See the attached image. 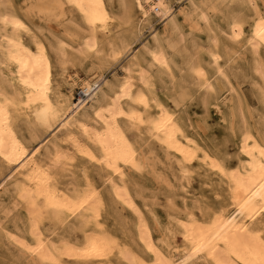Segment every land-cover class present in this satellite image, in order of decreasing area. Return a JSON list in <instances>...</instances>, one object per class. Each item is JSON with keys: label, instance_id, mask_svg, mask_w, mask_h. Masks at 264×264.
I'll return each mask as SVG.
<instances>
[{"label": "bare ground", "instance_id": "1", "mask_svg": "<svg viewBox=\"0 0 264 264\" xmlns=\"http://www.w3.org/2000/svg\"><path fill=\"white\" fill-rule=\"evenodd\" d=\"M226 1L235 0L192 3L184 19L192 29H200L201 24L209 27L205 9L220 11ZM169 2L38 0L35 6L39 14L57 10L62 15L69 9L70 22L77 29L76 43L59 41L53 47L54 56L17 14L0 15V53L15 65L16 78L22 87V92L14 97L0 92V160L9 171L2 178L0 196L12 193L20 199L42 198L47 206L66 210L75 220L86 218L84 212L89 214V225L83 240L77 244L64 242L63 247L58 248L49 238L43 241L40 232L34 233L33 244L17 240L39 261L65 264L68 258L82 257L95 259L97 264H113L115 257L121 264H264V37L259 34L264 13L257 0H244L254 19L250 33L244 31V23L238 15H232L228 23L229 42H242L241 48L246 47L251 55L248 66L259 78L256 95L263 115L257 131L251 126L243 103L233 102L231 111L220 103L223 98L220 86L225 87L226 93L236 90L223 67L230 62L233 52L211 34L207 55L214 74L209 75L196 59L190 63L191 81L196 90L204 94L200 101L207 108L208 116L216 109L219 121L228 127L237 149L234 163L216 144L208 141L207 130L203 134L195 131L192 119L183 109L184 99L175 101L159 96L158 83L163 85V79H153L150 71L134 57L119 66L130 45L124 38L109 39L117 20L129 26L130 39H140L155 14L160 19L169 17L168 32L180 34L171 17ZM208 30L212 33L211 28ZM99 35L103 36V42L99 41ZM179 39L182 42V38ZM154 43V49H147V53L154 65L160 66L174 80L172 68L161 53L156 37ZM176 47L168 48L175 51ZM227 57L230 58L224 63ZM92 58L100 67H116L111 80L104 81L102 73H97L95 78L82 77L72 69L75 61ZM56 67L61 69L64 82L67 80L80 87L81 94L87 98L82 101L87 105H74L71 97L62 93L61 85L53 78ZM16 115L22 116L30 127L52 133L54 142L51 147L45 146L42 161L28 155L15 129ZM148 143L157 145L166 158L177 165L181 174L178 187L185 196L191 194V185L199 176L201 188L212 187L213 195L220 202L217 208L210 206L203 195L192 203L184 201L182 215L171 217L175 229H167L175 246L168 243L169 238H154L147 219L133 201L126 179V170L146 169L151 158L143 146ZM79 157L97 164L104 172L106 195L93 183L87 168L79 165ZM77 173L82 179L78 190L73 182ZM59 174L70 178L67 184L73 187L72 191L59 187ZM196 191L199 190L196 188ZM119 204L134 215L133 239H120L116 231L109 232L102 221V213L112 208L115 214ZM136 241L151 255H144ZM160 248H166L167 252Z\"/></svg>", "mask_w": 264, "mask_h": 264}, {"label": "rangeland", "instance_id": "2", "mask_svg": "<svg viewBox=\"0 0 264 264\" xmlns=\"http://www.w3.org/2000/svg\"><path fill=\"white\" fill-rule=\"evenodd\" d=\"M37 1L38 0H0V15L5 12L17 14L33 30L35 36L46 44L49 52L54 56L53 47L55 48L59 41L62 40L68 44L76 43L75 39L78 38L77 29L74 28V24L70 22L72 16L69 14V9L66 11V14L63 13L62 15H60V12L57 10L39 14L35 6ZM198 1L199 0H170L168 3L171 17L177 24L180 34L177 32H168L169 17L160 19L159 15L155 14L154 17H150V19L152 18L150 20L151 28L146 27L144 29V35L140 39L128 38V36L131 37L128 31L129 26L122 25L120 19L117 20L115 26L111 30L109 39L111 41H118L117 38H124L130 45L129 52L125 55V58L120 61L119 66L124 65L134 57L143 64L145 69L150 71L153 79L158 81L163 79V85H161V82L158 83V90H160L159 96L161 98L168 96L170 100L175 101L184 99L185 106L183 109L192 119L195 131L203 134L207 130L208 141L214 145L216 144L217 146H215L226 154L230 162L235 163L237 160V149L234 141L230 138L228 127L226 124L219 121L220 114L216 109L212 110L213 115L211 117L208 116L207 108H205L200 101L204 94L203 92L197 91L195 85L191 81L190 63L192 60L196 59L201 63L202 67L205 68L209 75L214 74V69L210 66L207 55L211 34L212 37H217L231 52H233L229 63L226 64L225 62H227L230 57L224 59L225 64H223V67L230 74L236 86V90L226 93L225 87L220 83L222 85L220 86V93L223 95L220 103L224 109L228 108L230 111L233 102L236 104L243 103L249 117V122L254 130L257 131L260 126L261 115H263L262 106L256 95V87L259 84V78L253 73L251 68H249L250 66H248L250 65L251 55L246 47L245 49L241 48L242 42L239 44L229 42L230 40L228 37V23L232 15H238L242 19L244 23L243 29L247 33H250L254 19L250 7L244 0H235L233 3L226 1V6L221 8L220 11H208L205 9L209 27L201 24L200 29H192L190 24L185 21L184 14L191 9L192 3L197 4ZM257 1L260 9L264 13V0ZM119 15L120 14L117 16L118 18ZM208 28L212 29V33L209 32ZM1 33L2 31L0 29V34ZM155 37L158 39L157 45H160V50H162L161 53L164 55L167 64L172 68L175 76L174 80L169 78L160 66L154 65L152 58L146 51L147 49H154L156 45L154 43ZM179 37L182 38V42H180L181 40ZM98 38L100 42H103L102 35H99ZM174 45H177L175 51L168 48ZM234 52L238 53L235 54ZM262 56L264 58V48H262ZM74 63L76 66L72 69L76 70L82 77L90 76L91 78H95L97 73H102L104 81L111 80L112 74L116 69V67H111L110 65L100 67L95 63L94 58L83 62L75 61ZM53 78L56 83L61 85L62 93L71 97L72 104L78 106L87 105V103L82 101H86L87 98L81 94L82 90L80 87L73 86L67 80L64 82V79H61L62 74L59 67L54 68ZM0 92L5 95L8 94L7 96L11 95V97L17 96L22 92V87L16 78L15 65L9 63L1 53ZM15 118V129L20 135V139L24 143L28 155L38 162L42 161L45 155V146L49 145V147H51L54 142L52 133L46 132L39 127H30L20 115H16ZM59 135L62 139L63 135L61 133ZM143 150L149 153V157L151 158L148 161L149 165L147 164L146 169L138 172L135 170H126V179L132 193L133 201L136 203L135 205L142 215L147 219L154 238L159 240L160 238L166 237L169 238L168 243L172 244L173 239H170L167 229H175L174 226L172 227L171 217L174 215H182L184 201L192 203V200H198L203 195L206 201L210 203V206L217 208L220 202L218 197L213 195L211 190L212 187H208V189L201 188L199 182H202V179L199 176L195 177L196 181L191 185V194L185 196L186 194L178 187V179L181 174L178 173L177 165L171 163L166 158L163 150L155 144L151 145V143H148L143 146ZM78 161L81 167L87 168V173L96 187L101 190L103 195H106L107 186L103 185L104 178H102L104 172L99 169L97 164L91 163L85 158L79 157ZM8 172L7 166L0 160V184L2 183V178L6 176ZM76 176V181L74 180L73 182L78 190L79 186L82 185V179L80 178V173H77ZM58 177L61 184L59 187L64 190L68 189L72 191L73 187L67 184L70 178H66L61 174H59ZM196 188L199 191H196ZM173 202L176 205L175 207H173ZM83 214L86 218H78L75 220L74 216H71L66 210H59L47 206L42 198H36L35 200L29 198L20 199L12 193H2L0 196V264H58L48 262L47 260L39 261L36 255H29L17 240H24L33 244L34 233L40 232L39 235L43 241L49 238L58 248H62L64 242L70 245L77 244L83 240L85 228L89 225L88 212H84ZM102 216V221L109 232L116 231L120 239L134 238V215L128 209L123 208L121 204L115 207V214L112 208H107L106 211L102 213ZM115 216L122 224L117 222ZM5 232L10 235V238ZM137 243L140 245L139 249L144 252V255H151L139 242ZM172 246H175V243H173ZM160 249L164 253L167 252L166 248ZM112 263L121 264L115 257L112 259ZM65 264H97V261L91 258L84 259L82 257H75L66 259Z\"/></svg>", "mask_w": 264, "mask_h": 264}, {"label": "snow or ice", "instance_id": "3", "mask_svg": "<svg viewBox=\"0 0 264 264\" xmlns=\"http://www.w3.org/2000/svg\"><path fill=\"white\" fill-rule=\"evenodd\" d=\"M253 2H254V0H253ZM259 34H260L262 37H264V20L261 21V29H260Z\"/></svg>", "mask_w": 264, "mask_h": 264}]
</instances>
